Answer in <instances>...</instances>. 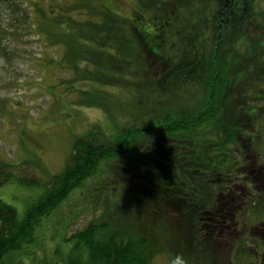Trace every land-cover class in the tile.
<instances>
[{
    "label": "trees",
    "instance_id": "16d2710c",
    "mask_svg": "<svg viewBox=\"0 0 264 264\" xmlns=\"http://www.w3.org/2000/svg\"><path fill=\"white\" fill-rule=\"evenodd\" d=\"M136 2L126 16L105 0L89 14L81 8L90 6V0L72 7L51 4L58 13L55 23L37 24L22 0H0V52L8 61L17 51L13 42L32 29L46 47L64 48L60 68L78 76L90 70L89 76L67 83L76 95L74 104L107 105L100 86L112 79L104 72L107 66L131 67L134 72L125 82L142 91L124 99L128 106L123 114L129 117L126 123L116 122L125 125L118 134L115 127L107 134L94 124L75 139L51 180H18L24 188L42 189L22 209L0 195V261L23 250L30 255L40 229L78 192L92 219L72 235H61L59 242L52 234L54 253L44 252L32 262L154 264L162 255L170 264L177 242L163 236L162 224L186 233L196 223L189 220L192 207L209 195L212 180L234 175L242 154L264 157V115L259 114L264 102V1ZM79 80L88 85L77 88ZM135 98L144 105L135 106ZM14 178L12 165L0 163V187ZM145 200L150 209L148 203L142 211ZM76 214L71 211L66 228Z\"/></svg>",
    "mask_w": 264,
    "mask_h": 264
},
{
    "label": "rangeland",
    "instance_id": "374dc122",
    "mask_svg": "<svg viewBox=\"0 0 264 264\" xmlns=\"http://www.w3.org/2000/svg\"><path fill=\"white\" fill-rule=\"evenodd\" d=\"M22 1L29 10L31 7L30 11H33L35 16H32V19L39 24L41 21L55 23L53 21H56L58 13L52 12V10H56V7H51V4L58 3L64 7L69 4L72 7L79 6L88 0ZM105 1L111 2L114 11L122 16L130 14V10H134L137 6L136 0ZM103 2L104 0H90L91 10L88 3L80 8L89 14L97 7H101ZM74 11L75 9H71L70 14ZM141 12L144 14L142 10ZM54 14L57 15L54 16ZM82 15L85 18V14ZM78 16L83 18L81 15ZM55 25L57 26L58 23ZM71 31L73 35L80 33L78 30ZM63 34L64 31H62V36ZM42 37L45 40L46 35L43 33ZM4 42L8 43L9 41ZM13 43L12 50L17 51L11 55L10 61L6 55L0 52V163L11 164L15 178L14 182H8L0 187V195L4 201L20 210L28 200L37 197L42 189L41 186L24 188L18 180L41 184L51 180L55 174L61 171L67 161L75 139L87 134L94 124L103 126V130L107 134L112 133V127H115L117 128L116 134H118L120 129H124L125 126L118 125L126 123L129 117L125 115L128 103L124 102V99L130 100L134 92L140 94L142 91L134 89L128 81L129 85H126L125 79L132 75L131 72H134L131 67L126 64H124V68L118 69L116 65L107 66L104 68V72L107 73L106 77H112V79L111 81L104 79L106 83L100 85L108 96V101H105L107 105L98 107L76 105L74 104L76 95L71 93L67 83L75 76L76 78L89 76L90 70H86L78 76L79 73L76 71L73 73L69 68H60L59 62L63 56L64 48L46 47L45 43L39 41V36L32 29L17 44L15 41ZM105 48L112 47L106 45ZM99 50L107 51L102 47ZM76 84L77 88L88 85L83 80L76 81ZM262 90L264 91V88ZM143 92L147 94V91ZM142 100V98H135L133 102L137 101L138 104L135 103V106H141L144 105ZM259 111V114L263 116L264 102L259 103ZM117 121L118 125H116ZM254 165L255 168H261L264 167V162ZM148 203V200H145L140 204L142 211L148 206ZM72 210L79 212V215L76 214V218L66 228V220L71 216ZM92 216L88 209V203L83 201L82 195L80 196L78 192L70 195L62 203L58 212L40 229L37 242L31 245L34 250L29 252L30 255H26L23 250L8 255L0 261V264H37V261L36 263L32 261L38 259V255L41 257L44 252L53 254L57 248V245L51 243L52 234L56 235L59 242L61 235L70 236L72 232L82 229L92 219ZM162 226L166 230L163 236L168 237L169 239H166L171 242V237L176 240L175 254L182 255L187 264H210L206 255L207 251L190 250L187 229L186 233L184 229L177 232L175 230L177 225H172L171 232L164 224ZM166 258L168 257L161 255L154 260V264H168Z\"/></svg>",
    "mask_w": 264,
    "mask_h": 264
},
{
    "label": "flooded vegetation",
    "instance_id": "af4514ba",
    "mask_svg": "<svg viewBox=\"0 0 264 264\" xmlns=\"http://www.w3.org/2000/svg\"><path fill=\"white\" fill-rule=\"evenodd\" d=\"M259 157L242 154L234 175L212 180L209 195L192 207L189 220L196 223L187 227V239L191 249L207 251L210 264H264V167L254 165L264 162Z\"/></svg>",
    "mask_w": 264,
    "mask_h": 264
},
{
    "label": "clouds",
    "instance_id": "9594fccd",
    "mask_svg": "<svg viewBox=\"0 0 264 264\" xmlns=\"http://www.w3.org/2000/svg\"><path fill=\"white\" fill-rule=\"evenodd\" d=\"M170 264H187V261L182 255L176 254L170 258Z\"/></svg>",
    "mask_w": 264,
    "mask_h": 264
}]
</instances>
